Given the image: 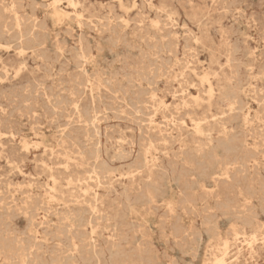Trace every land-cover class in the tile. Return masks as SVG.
I'll list each match as a JSON object with an SVG mask.
<instances>
[{"label":"rangeland","instance_id":"rangeland-1","mask_svg":"<svg viewBox=\"0 0 264 264\" xmlns=\"http://www.w3.org/2000/svg\"><path fill=\"white\" fill-rule=\"evenodd\" d=\"M73 2L0 0V264H264V0Z\"/></svg>","mask_w":264,"mask_h":264},{"label":"bare ground","instance_id":"bare-ground-1","mask_svg":"<svg viewBox=\"0 0 264 264\" xmlns=\"http://www.w3.org/2000/svg\"><path fill=\"white\" fill-rule=\"evenodd\" d=\"M4 1V0H3ZM20 1H22V0H20ZM54 2V1H53ZM61 2V1H60ZM70 2L73 4L74 2H73V0H70ZM19 3V2H18ZM20 3H22V2H20ZM55 4H56V2H55ZM15 5V4H14ZM43 5V4H42ZM69 5H71V4H69ZM22 8H23V5L21 6ZM33 7V6H32ZM42 7H44V6H42ZM18 8H20V7H18ZM17 9V8H16ZM20 10V9H19ZM23 10V9H22ZM22 10H20V11H22ZM36 11V10H35ZM14 12H16V11H14ZM58 13V12H57ZM18 14V13H17ZM6 15V14H5ZM14 15V14H13ZM32 15V14H31ZM58 15V14H57ZM27 16V15H26ZM36 16V15H35ZM25 17V16H24ZM27 18H29V17H27ZM22 19V18H21ZM238 19V18H237ZM45 20V19H44ZM37 21H39V20H37ZM36 21V22H37ZM33 22V21H32ZM78 22V21H77ZM30 23V22H29ZM43 23V22H42ZM31 24V23H30ZM81 25V24H80ZM43 26V25H42ZM33 27V26H32ZM31 27V28H32ZM6 28V27H5ZM13 29V28H12ZM44 29V28H43ZM5 30V29H4ZM39 30V29H38ZM9 31V30H8ZM32 32H34V31H32ZM253 32V31H252ZM2 33V32H1ZM19 34V33H18ZM23 34V33H22ZM38 34V33H37ZM27 35V34H26ZM9 36V35H8ZM22 36V35H21ZM33 36V35H32ZM35 36V35H34ZM40 36H41V34H40ZM1 37V36H0ZM5 37V36H4ZM29 37V36H28ZM27 37V38H28ZM7 38V37H6ZM34 38V37H33ZM16 39V38H15ZM32 39V38H31ZM14 40V39H13ZM28 40V39H27ZM33 41V40H32ZM0 42H1V40H0ZM5 43V42H4ZM58 43V42H57ZM8 44H9V42H8ZM6 45V44H5ZM12 45V44H11ZM20 45H21V43H20ZM8 46V45H7ZM12 47V46H11ZM18 47H20V46H18ZM22 47V46H21ZM16 49V48H15ZM21 49V48H20ZM81 49V48H80ZM22 50V49H21ZM19 52V51H18ZM60 52V51H59ZM82 53V52H81ZM21 55V54H20ZM41 58V57H40ZM114 58V57H113ZM83 59H84V56H83ZM23 60V59H22ZM18 62V61H17ZM22 62V61H21ZM24 62H28V61H24ZM19 63V62H18ZM32 63V62H31ZM23 64H25V63H23ZM25 66V65H24ZM83 66H84V64H83ZM31 67V66H30ZM29 68V67H28ZM42 68V67H41ZM88 77V76H87ZM86 77V78H87ZM89 78V77H88ZM177 78V77H176ZM41 79V78H40ZM41 81H43V80H41ZM60 81V80H59ZM89 81V80H88ZM88 81H87V83H88ZM36 82H37V80H36ZM35 82V83H36ZM64 82V81H63ZM41 84V83H40ZM90 84V83H89ZM20 85V84H19ZM33 85V84H32ZM44 85V84H43ZM21 86V85H20ZM27 86V85H26ZM28 86H30V85H28ZM27 86V87H28ZM38 86H40V85H38ZM80 86V85H79ZM149 86H151V85H149ZM120 88V87H119ZM36 89V88H35ZM35 89H34V91H35ZM46 89V88H45ZM6 90H7V88H6ZM22 90V89H21ZM44 90V89H43ZM45 91V90H44ZM48 91V90H47ZM64 92V91H63ZM207 92H208V98H209V100L212 98V96H213V88H212V85L211 84H209L208 85V90H207ZM224 92H225V90H224ZM22 93V92H21ZM26 93V92H25ZM45 93H47V92H45ZM91 93V92H90ZM114 93V92H113ZM144 93H145V91H144ZM2 94V93H1ZM3 94H5V93H3ZM12 94V93H11ZM17 95V94H16ZM224 95H225V97H224V102H225V104L227 105V107H228V109H229V111L231 112V110H233L234 109V104L236 103V101L234 100V98H235V94H234V91L232 90V89H230L229 91H226L225 93H224ZM20 96V95H19ZM22 96V95H21ZM139 96H140V94H139ZM11 97V96H10ZM28 97V96H27ZM30 97V96H29ZM35 97V96H34ZM62 97V96H61ZM1 98V97H0ZM4 98V97H3ZM3 98H1V99H3ZM12 98H13V95H12ZM11 98V99H12ZM15 98V97H14ZM25 98V97H24ZM67 98V97H66ZM172 98V97H171ZM10 99V98H9ZM20 99V98H19ZM59 99H61V98H59ZM88 99V98H87ZM86 99V100H87ZM198 98H195V101H197L198 102V100H197ZM66 100V99H65ZM138 100V99H137ZM14 101V100H13ZM18 101V100H17ZM24 101H26V99L24 100ZM64 101V100H63ZM82 101V100H81ZM94 101V100H93ZM8 102V101H7ZM20 102H21V100H20ZM32 102V101H31ZM30 102V103H31ZM75 102V101H74ZM73 102V103H74ZM80 102V101H79ZM162 102V101H161ZM160 102V103H161ZM13 103V102H12ZM67 103V102H66ZM140 103V102H139ZM257 103V102H256ZM22 104V103H21ZM69 104H71V103H69ZM146 104V103H145ZM224 104V105H225ZM23 105V104H22ZM27 105V104H26ZM34 105V104H33ZM32 105V106H33ZM67 105V104H66ZM209 105H211V102L209 103ZM237 105V104H236ZM4 106V105H3ZM7 106V105H6ZM19 106H20V108H21V105L19 104ZM28 106V105H27ZM69 106V105H68ZM128 106V105H127ZM14 107V106H13ZM17 107V106H16ZM65 107V106H64ZM78 107V106H77ZM93 107V106H92ZM128 107H130V106H128ZM134 107V106H133ZM154 107V106H153ZM25 108V107H24ZM26 108H28V107H26ZM32 108V107H31ZM19 109V108H18ZM34 109V108H33ZM51 109V108H50ZM78 109V108H77ZM11 110H12V108H11ZM16 110H17V108H16ZM24 110V109H23ZM30 110V109H29ZM36 110V109H35ZM35 110H33V111H35ZM48 110V109H47ZM53 110H54V108H53ZM135 110H136V108H135ZM20 111V110H19ZM66 111V110H65ZM141 111V110H140ZM1 112V111H0ZM26 112V111H25ZM24 112V113H25ZM10 113V112H9ZM13 113V112H12ZM14 113H16V111L14 112ZM13 113V114H14ZM20 113H21V111H20ZM19 113V114H20ZM87 113V112H86ZM118 113V112H117ZM3 114V113H2ZM22 114V113H21ZM91 114V113H90ZM89 114V115H90ZM136 114V113H135ZM10 115V114H9ZM12 115V114H11ZM56 115V114H55ZM93 115V114H92ZM96 115V114H95ZM17 116H19V115H17ZM25 116V115H24ZM85 116V115H84ZM145 116V115H144ZM188 116V115H187ZM210 116H212V114H210ZM9 117V116H8ZM12 117V116H11ZM23 117V116H22ZM57 117V116H56ZM55 117V118H56ZM150 117V116H149ZM207 117H209V115H206V114H204V115H202V116H199V117H194V118H192L191 120H192V124H193V128H194V131L196 132V133H198V134H200V135H204L205 136V142H202V143H198L194 148H195V151L196 152H198L199 153V157L200 158H202V157H205V161L206 162H208V164L210 163V159H211V155L212 154H210V153H216V149H213V151L211 152L210 151V149L213 147V142H212V139L209 137V139H207V137H208V135H210V133H206L205 134V131H207V130H211V129H209V128H207V126H208V124H209V122H208V120H207ZM12 118H14V117H12ZM30 118V117H29ZM36 118V117H35ZM61 118V117H60ZM96 118V117H95ZM118 118V117H117ZM6 119V118H5ZM11 119V118H10ZM15 119V118H14ZM13 119V120H14ZM23 119V118H22ZM31 119V118H30ZM34 119V118H33ZM37 119V118H36ZM54 119V118H53ZM80 119H81V117H80ZM83 119V118H82ZM90 119V118H89ZM134 119V118H133ZM150 119V118H149ZM88 120V119H87ZM97 120V119H96ZM11 121V120H10ZM52 121V120H51ZM150 121V120H149ZM5 122H7V120H5ZM8 122H9V120H8ZM15 122V121H14ZM95 122V121H94ZM132 122V121H131ZM143 123V122H142ZM185 123V122H184ZM8 124H11L10 122L8 123ZM14 124V123H13ZM12 124V125H13ZM18 124V123H17ZM31 124V123H30ZM86 124H88V123H86ZM19 125V124H18ZM24 125V124H23ZM94 125V124H93ZM136 125V124H135ZM1 126V125H0ZM5 126V125H4ZM40 126V125H39ZM11 127V126H10ZM21 127V126H20ZM60 127V126H59ZM68 127V126H67ZM88 127V126H87ZM92 127H94V126H92ZM98 127V126H97ZM168 127V126H167ZM1 128H3V127H0V129ZM8 128V127H7ZM13 128V127H12ZM12 128H10V129H12ZM16 128V127H15ZM9 129V128H8ZM7 129V130H8ZM58 129V128H57ZM91 129V128H90ZM89 129V130H90ZM93 129V128H92ZM98 129V128H97ZM5 131H6V129H4ZM88 130V129H87ZM94 131V130H93ZM112 131H113V129H112ZM7 132V131H6ZM20 132V131H19ZM18 132V133H19ZM33 132H34V129H33ZM104 133V132H103ZM13 134V133H12ZM96 134V133H95ZM98 134V133H97ZM107 134V133H106ZM105 134V135H106ZM15 135H16V133H15ZM18 135V134H17ZM141 135V134H140ZM69 136V135H68ZM7 137V136H6ZM119 138V137H118ZM149 138V137H148ZM13 139H15L14 137H13ZM150 139V138H149ZM69 140V139H68ZM80 140V139H79ZM124 140V139H123ZM131 140V139H130ZM10 142H11V140H9ZM111 141V140H110ZM21 142V141H20ZM72 142V141H71ZM83 142V141H82ZM101 141H99V143H100ZM151 142V141H150ZM7 143V142H6ZM74 143V142H73ZM72 143V144H73ZM111 143V142H110ZM126 143H127V141H126ZM2 144V143H1ZM10 144V143H9ZM16 144V143H15ZM20 144V143H19ZM12 145V144H11ZM21 145H23V144H21ZM84 145V144H83ZM89 145V144H88ZM87 145V146H88ZM14 146V145H13ZM27 145H25V147H26ZM34 146V145H33ZM32 146V147H33ZM66 146H68V145H66ZM90 146H91V144H90ZM89 146V147H90ZM101 146V145H100ZM122 146V145H121ZM153 146H154V144H153ZM208 147V149H207V147ZM15 147H17V145H15ZM24 147V146H23ZM29 147V146H28ZM19 148V147H18ZM205 148L207 149V151L205 150ZM216 148H221L225 153H230V152H232V151H236L237 150V144H236V142L234 141V140H230V139H224V140H222V141H220L219 142V144L216 146ZM13 149V148H12ZM11 149V150H12ZM125 149V148H124ZM14 150H17V149H14ZM80 150V149H79ZM96 150V149H95ZM120 150V149H119ZM122 150V149H121ZM209 150V151H208ZM8 151V150H7ZM10 151V150H9ZM9 151H8V153H9ZM18 151V150H17ZM21 151V150H20ZM25 151V150H24ZM174 151V150H173ZM204 151H206V153L203 155V152ZM11 152V151H10ZM15 152V151H14ZM23 152V151H22ZM22 152H20V153H22ZM72 152V151H71ZM96 152V151H95ZM12 153V152H11ZM18 153V152H17ZM17 153H16V155H17ZM25 153V152H24ZM23 153V154H24ZM98 153H100V151H98ZM98 153L97 154H92V155H98ZM122 153H124V152H122ZM132 153V152H131ZM130 153V154H131ZM28 154V153H27ZM45 154H46V151H45ZM60 154V153H59ZM138 154V153H137ZM7 155V154H6ZM14 155V154H13ZM21 155V154H20ZM29 155V154H28ZM47 155V154H46ZM2 156V155H1ZM10 156V155H9ZM8 156V157H9ZM113 156H115V155H113ZM119 156V155H118ZM126 156H127V154H126ZM17 157V156H16ZM25 157H26V154H25ZM25 157H24V159H25ZM92 157V156H91ZM123 157V156H122ZM121 157V155H120V158H122ZM129 157H130V155H129ZM137 157V156H136ZM22 158V157H21ZM52 158V157H51ZM85 158V157H84ZM1 159V158H0ZM12 159V158H11ZM92 159V158H91ZM95 159V158H94ZM127 159V158H126ZM13 160V159H12ZM114 160H116V159H114ZM123 160H125V157H124V159ZM122 160V161H123ZM20 161V160H19ZM27 161H29L28 159H27ZM33 161V160H32ZM52 161V160H51ZM50 161V162H51ZM54 161V160H53ZM94 161H96V159L94 160ZM119 161V160H118ZM121 161V160H120ZM201 161V160H200ZM36 162V161H35ZM61 162V161H60ZM100 162V161H99ZM140 162V161H139ZM7 163H8V161H7ZM25 163V162H24ZM91 163H93V162H91ZM104 162H101V164H103ZM138 163V162H137ZM1 164V163H0ZM22 164V163H21ZM26 164V163H25ZM61 164V163H60ZM95 164V163H94ZM11 165V164H10ZM16 165H17V163H16ZM43 165V164H42ZM88 165V164H87ZM105 165H107V164H105ZM105 165H102L103 167L105 166ZM140 165V164H139ZM8 166V165H7ZM33 166V165H32ZM35 166H36V164H35ZM44 166V165H43ZM69 166V165H68ZM132 167H133V164L131 165ZM135 166V165H134ZM93 167H96V166H93ZM11 168H12V166H11ZM18 168V167H17ZM36 168H37V166H36ZM39 168H41V166L39 167ZM81 168H82V166H81ZM90 168V167H89ZM106 168H107V166H106ZM38 169V168H37ZM50 169V168H49ZM96 169H98V168H96ZM4 170H6V169H4ZM39 170V169H38ZM42 170V169H41ZM44 170V169H43ZM54 170H56V169H54ZM70 170H71V168H70ZM92 170V169H91ZM103 170H104V168H103ZM140 170V169H139ZM222 171L220 172V173H215L214 174V180L215 179H228L229 178V167H227V166H225V167H223L222 169H221ZM19 171H20V168H19ZM37 171V170H36ZM47 171V170H46ZM59 171V170H58ZM94 171V170H93ZM100 171H102L101 169H100ZM142 171V170H141ZM162 171H165V170H162ZM16 172V171H15ZM22 172V171H21ZM30 172V171H29ZM41 172V171H40ZM52 172H53V169H52ZM56 173H57V171H55ZM87 172V171H86ZM13 173V172H12ZM17 173V172H16ZM15 173V174H16ZM19 173V172H18ZM25 173V172H24ZM35 173H37V174H39V176H40V173H38V172H35ZM45 172H43V174H44ZM105 173V172H104ZM20 174V173H19ZM22 174V173H21ZM26 174V173H25ZM30 174V173H29ZM29 174L28 175H26V177L27 176H29ZM52 174H54V173H52ZM51 174V175H52ZM70 174V173H69ZM92 174V173H91ZM96 174V177H97V173H95ZM17 175V174H16ZM15 175V176H16ZM59 175H60V173H59ZM5 176V175H4ZM14 176V177H15ZM31 176V175H30ZM38 176V177H39ZM50 176V175H49ZM57 176V175H56ZM99 176V175H98ZM103 176V175H102ZM44 177H45V175H44ZM61 177V176H60ZM71 177V176H70ZM33 178V177H32ZM80 178H81V176H80ZM150 178V177H149ZM4 179V178H3ZM31 179V178H30ZM61 179V178H60ZM96 179V178H95ZM102 179V178H101ZM189 179V178H188ZM1 180V179H0ZM51 181H53L52 179H50ZM72 180V179H71ZM84 180V179H83ZM94 180V179H93ZM8 181V180H7ZM31 181V180H30ZM1 182V181H0ZM12 182H13V180H12ZM24 182V181H23ZM36 182V181H35ZM4 181H3V185H4ZM42 183V182H41ZM102 183H104V182H102ZM1 184V183H0ZM6 184V183H5ZM13 184V183H12ZM33 184V183H32ZM74 184V183H73ZM99 184H101V183H99ZM2 185V186H3ZM29 185V184H28ZM72 186V184H69V186ZM93 185V184H92ZM96 185H98V183L96 184ZM105 185V184H104ZM107 185V184H106ZM112 185V184H111ZM70 186V187H71ZM107 186H109V185H107ZM1 187V186H0ZM4 187V186H3ZM31 187V186H30ZM29 187V188H30ZM36 187V186H35ZM42 187H43V185H42ZM74 187V186H73ZM72 187V188H73ZM5 188V187H4ZM85 188V187H84ZM9 189V188H8ZM31 189V188H30ZM29 189V190H30ZM50 189H52V187L50 188ZM59 189V188H58ZM76 189V188H75ZM45 190V189H44ZM68 190V189H67ZM81 190V189H80ZM148 190V194L150 195V197L152 198L153 197V192H152V190L151 189H147ZM155 190H156V188H155ZM5 191V190H4ZM72 191V190H71ZM1 192V191H0ZM10 192V191H9ZM9 192H8V194H9ZM68 192V191H67ZM75 192V191H74ZM2 193V192H1ZM6 193V192H5ZM54 193V192H53ZM78 193V192H77ZM3 194V193H2ZM31 194V193H30ZM28 195V194H27ZM38 195V194H37ZM76 195V194H75ZM2 196V195H1ZM3 196H5V195H3ZM14 196V195H13ZM26 196V195H25ZM31 196V195H30ZM96 196V195H95ZM15 197V196H14ZM29 197V196H28ZM3 198H5V197H3ZM13 198V197H12ZM31 198V197H30ZM70 198V197H69ZM58 199V198H57ZM84 199V198H83ZM127 199V198H126ZM13 200H15L16 201V199H13ZM37 200V199H36ZM244 200L245 201H247L248 199L247 198H244ZM8 201H10V200H8ZM61 201H63V200H61ZM84 201V200H83ZM128 201V200H127ZM21 202V201H20ZM25 202H26V200H25ZM35 203H36V201H35ZM38 203V202H37ZM189 203V202H188ZM227 204H229V201L227 200V202H226ZM2 204V203H1ZM26 204H27V202H26ZM43 204V203H42ZM93 205V204H92ZM94 205H96V204H94ZM3 206H4V204H3ZM37 206V205H36ZM75 206V205H74ZM132 206V205H131ZM0 207H1V205H0ZM30 207V206H29ZM6 208V207H5ZM8 208V207H7ZM184 208V207H183ZM78 209V208H77ZM94 209H95V207H94ZM12 210V209H11ZM50 210V209H49ZM10 211V210H9ZM15 211H16V209H15ZM43 212V211H42ZM86 212V211H85ZM87 213V212H86ZM95 213V212H94ZM165 213V212H164ZM92 214V213H91ZM5 215V214H4ZM100 216V215H99ZM98 216V217H99ZM9 217V216H8ZM33 217V216H32ZM10 218V217H9ZM9 218H7V219H9ZM92 218V217H91ZM2 219H3V217H2ZM45 219V218H44ZM13 220V219H12ZM78 220H79V218H78ZM91 220V219H90ZM81 221V220H80ZM93 221H94V218H93ZM7 222H8V220H7ZM4 223V222H3ZM91 223V222H90ZM1 224V223H0ZM3 225V224H2ZM4 225H5V223H4ZM12 225V224H11ZM90 226V225H89ZM92 226V225H91ZM90 226V227H91ZM175 229V228H174ZM42 230V229H41ZM84 232V231H83ZM82 232V233H83ZM48 233V232H47ZM238 234H240L236 229H233V231H232V235L234 236L233 238H236L237 236H238ZM6 235V234H5ZM251 237L254 239L255 238V233H252V235H251ZM26 239V238H25ZM6 241V240H5ZM8 241V240H7ZM65 241V240H64ZM228 244H229V241H228V239H223V238H221L220 239V242H219V250H221V252L224 254L225 252H226V249L228 248ZM0 245H1V243H0ZM69 245V244H68ZM94 245V244H93ZM250 245V244H249ZM10 246V245H9ZM8 246V247H9ZM6 248V247H5ZM14 251V250H13ZM51 251V250H50ZM95 254V253H94ZM57 254H55V256H56ZM72 255V254H71ZM97 255V254H96ZM196 255V254H195ZM67 256H68V254H67ZM194 257V256H193ZM54 260H56V259H54ZM24 261V260H23ZM216 261H218V262H221V263H223L224 262V259H223V257H221V258H218ZM25 263V262H24ZM99 264V263H98Z\"/></svg>","mask_w":264,"mask_h":264}]
</instances>
